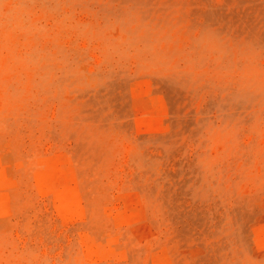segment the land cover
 Masks as SVG:
<instances>
[{
  "label": "rangeland",
  "instance_id": "rangeland-1",
  "mask_svg": "<svg viewBox=\"0 0 264 264\" xmlns=\"http://www.w3.org/2000/svg\"><path fill=\"white\" fill-rule=\"evenodd\" d=\"M0 160V264H264V0H0Z\"/></svg>",
  "mask_w": 264,
  "mask_h": 264
},
{
  "label": "bare ground",
  "instance_id": "bare-ground-1",
  "mask_svg": "<svg viewBox=\"0 0 264 264\" xmlns=\"http://www.w3.org/2000/svg\"><path fill=\"white\" fill-rule=\"evenodd\" d=\"M8 161V160H7ZM9 162V161H8ZM0 173H1V168H3V166H4V164H3V166H2V162H1V160H0ZM9 163H11V162H9ZM8 163V164H9ZM37 171V170H36ZM2 174V173H1ZM3 176V175H2ZM60 200H63L62 198L60 199ZM81 201H83V195L82 194H80V195H77V194H75V196H74V198H73V201L71 202V207L73 206V207H75V210H77L78 211V214H79V216L80 217H82L83 215H84V209H81L80 208V205H81ZM71 207L69 208V210H64L63 211V213L64 212H68V211H70V209H71ZM8 213V212H7ZM6 213V214H7ZM0 215L2 216L3 214L2 213H0ZM116 217V216H115ZM117 218V217H116ZM115 221V220H114ZM117 221V220H116ZM117 223H118V221H117ZM116 225V224H115ZM92 247V246H91ZM54 263V262H53Z\"/></svg>",
  "mask_w": 264,
  "mask_h": 264
}]
</instances>
